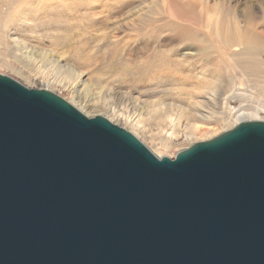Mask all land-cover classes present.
<instances>
[{
	"label": "water",
	"instance_id": "95a60500",
	"mask_svg": "<svg viewBox=\"0 0 264 264\" xmlns=\"http://www.w3.org/2000/svg\"><path fill=\"white\" fill-rule=\"evenodd\" d=\"M0 264H264V121L159 158L0 74Z\"/></svg>",
	"mask_w": 264,
	"mask_h": 264
},
{
	"label": "rangeland",
	"instance_id": "374dc122",
	"mask_svg": "<svg viewBox=\"0 0 264 264\" xmlns=\"http://www.w3.org/2000/svg\"><path fill=\"white\" fill-rule=\"evenodd\" d=\"M61 1L0 0V74L106 117L159 158L196 141L162 146L163 111L186 119L214 98L227 119L206 126L219 134L252 112L264 121V0Z\"/></svg>",
	"mask_w": 264,
	"mask_h": 264
},
{
	"label": "bare ground",
	"instance_id": "6f19581e",
	"mask_svg": "<svg viewBox=\"0 0 264 264\" xmlns=\"http://www.w3.org/2000/svg\"><path fill=\"white\" fill-rule=\"evenodd\" d=\"M63 1H66V0H62L61 2H63ZM62 5H64V4H62ZM139 11H140V9H135V11L133 13L137 14ZM119 26H120V24H119ZM252 57L250 58L251 60L254 59V54H252ZM83 75L84 74H82V76ZM70 93H72L76 99H81L80 97L82 96V92H80L78 89H73V90L70 91ZM215 101L216 100L214 98L207 99L205 102H200L199 101L198 102V107L193 108L191 110L192 112L190 113L191 115H189V117H186V119H183V117H185V115H183L181 112L178 113L177 115H173V114L169 113V111H163L162 117L165 118V120L169 123V127H170L169 130L170 131H169V136H168L169 138H167L168 140H166L165 142H164V140L161 141L163 143L162 146L168 147V146L172 145L173 144L172 140L173 139L175 140L176 137H178L180 135L182 137H186V138L190 137V138L195 139L196 140L195 143L201 142V141L210 140L212 138H215V137L219 136L220 134L218 133V131H219L218 128L206 126L208 124V122H210L212 120H216V119L221 120L222 119L220 117H217L218 113H216L215 110H212V109L209 108L210 105L216 104ZM223 105L225 107L226 103H224ZM74 106H76V105H74ZM77 108L83 112L82 109H80L79 107H77ZM224 109H225L224 113L221 114V115H223V117L226 114H228V112L226 111L227 109L226 108H224ZM249 115L252 116V117H250L251 120L250 119H246V120H243V121H259V120H257L259 118L258 112H252ZM226 119L227 118H224L221 121L225 122ZM183 120L188 121L187 124L184 127H183V125L181 126V123H182ZM199 120H201V122L203 121V123L201 124L200 122H197ZM216 133H218V134H216ZM195 143H193V144H195Z\"/></svg>",
	"mask_w": 264,
	"mask_h": 264
}]
</instances>
